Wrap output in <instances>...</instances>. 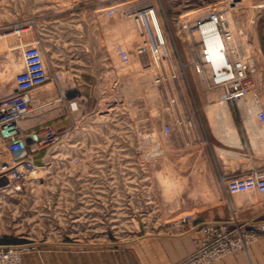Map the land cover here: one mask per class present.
<instances>
[{
	"label": "rangeland",
	"instance_id": "obj_1",
	"mask_svg": "<svg viewBox=\"0 0 264 264\" xmlns=\"http://www.w3.org/2000/svg\"><path fill=\"white\" fill-rule=\"evenodd\" d=\"M238 1L240 0H0V69H3L4 64L6 66L7 61L22 60L24 45L40 39V47L51 74L49 81L38 86L40 89L48 84L57 87L62 78L57 77L56 73L61 74L62 70L76 72L93 67H112L116 72L109 73L111 82L114 78L118 82L119 77L127 74L130 76L127 69H118L109 54L99 61L98 58L71 52L72 49L85 48L84 41L93 32V27L89 25L93 17L101 19V46L107 51L105 38L108 41L111 30L105 22L113 21L117 15L128 16L142 7L155 5L163 21L170 50L169 59L164 64L163 58L159 60L151 52L143 56H138L137 53L132 55L144 43L140 39H131L130 44L116 41V52H119V45L129 49L130 60L132 64L135 60L138 61L137 68L142 71V75L137 73V80L135 76L128 90L114 87L115 81L110 82L111 86L109 84L102 93L100 104L93 106L90 111L85 112L77 105V117L79 120L83 119L84 123L79 121L77 132L73 131L75 134L62 137L49 151H42L38 164L46 167L38 181L30 179L19 191L2 188L3 184L0 183V242L52 237H74L92 242L103 241L105 237L137 239L142 235L176 230L178 225L189 220L190 217L184 215L193 214L205 204L190 200V186L182 188L177 196L168 195L164 191V176L173 181L179 180L180 176L173 169L174 155L167 153L163 156L159 145L163 143L164 136L171 134L163 132L164 123L173 122L181 102L194 103L195 99L202 97L212 99V89L225 92L223 87H213L209 81H204V75L197 72V43L193 40L191 27L184 22L207 15L212 9L225 8L228 3L237 5ZM250 1L253 5L264 3V0ZM95 9L96 15L93 11ZM111 10L113 13L110 14ZM238 13L240 15L236 17L240 23L237 26L243 33V40L247 44H253L257 39L262 49L263 56L255 49H250L246 56L251 59L253 66V84L249 91L264 103V6H254L251 13H246L243 9ZM103 15L106 20L102 19ZM26 27L29 28L24 30ZM79 35H82L80 43ZM10 48H13L12 56L6 53ZM150 61L155 64L153 72L148 68ZM21 64L13 73L14 83L16 72L24 65L23 62ZM161 74L165 78L158 81ZM69 75L76 76L74 73ZM10 81L11 79L6 80V89L11 91ZM3 82L0 83L1 88L5 89L2 87ZM57 98L61 101L62 97L57 94ZM47 107L51 105L43 103L37 113L43 112ZM63 109L61 104L58 114ZM30 123L25 125L31 126ZM153 131L156 132L155 140L154 135H150ZM166 143L174 144L169 139ZM106 179L120 182L119 185L111 186L93 185V180ZM125 182L128 186L124 185ZM100 188L117 197L130 198L134 214L101 219L85 218L83 196L100 194ZM260 195L263 197L264 193L261 192ZM178 197L180 201L177 200ZM177 201L180 202L179 205ZM235 216L232 215L229 220H233ZM237 219V223L229 224L231 228L244 222ZM202 224L199 225L200 230ZM99 226V231L92 230ZM256 232L252 227H245L242 232L244 244L239 249L255 241L259 235ZM203 238L201 231L198 242ZM192 253L174 264H191Z\"/></svg>",
	"mask_w": 264,
	"mask_h": 264
},
{
	"label": "crops",
	"instance_id": "obj_2",
	"mask_svg": "<svg viewBox=\"0 0 264 264\" xmlns=\"http://www.w3.org/2000/svg\"><path fill=\"white\" fill-rule=\"evenodd\" d=\"M93 11L96 15V9ZM90 21L89 25L93 27V32L87 35V40H83L86 43L85 48L72 49L71 52L98 58L101 61V58L108 54L111 56L108 45L112 42L117 43V40L115 35L110 34L108 41L105 38L107 51L102 49L101 19L93 17ZM78 41L79 43L82 41V35H79ZM115 70L112 67L110 69L93 67L76 72L62 70L60 77L62 82L58 83L57 87L48 84V87H44L46 90L44 93L39 87L34 88L33 93L35 92L37 101H45L44 105L51 107L31 116L30 125L36 124L35 122L54 124L65 136L75 134L73 131L79 127L77 123L84 121L77 117L79 110L76 108L77 105L85 112L99 105L102 93L111 82L109 73L116 72ZM70 73L76 76L71 77ZM127 75L119 77L118 82L114 78V87L122 90L131 88L133 79ZM10 85L11 91L2 89L0 84V99L15 90L12 77ZM57 94L61 95V101ZM38 95L42 96L37 97ZM227 101L230 119L221 116L212 121L208 111L209 105L215 104L218 100L202 97L199 100L195 99L194 103L181 102L173 122H166L171 124L173 129L171 134L164 136V141L161 142L163 145L161 143L159 145L163 149V156L167 153L174 155L173 169L180 177L186 178V184L191 187L193 193L190 192V200L205 203L193 214L184 215L190 217L186 223H181L176 230L170 232L142 235L137 239L105 237L103 241L93 242L74 237L33 239L31 241L35 246L22 255L23 264H174L198 248L200 224L213 220L228 221L232 215L244 221L242 224L245 227H253L259 235L255 241L245 244L241 249L225 254L208 264H264V196L255 190L256 199L244 198L240 196L241 193L231 194L225 188V182L230 177L244 174L254 168H264V121L258 115L264 103L259 99L251 103L249 102L251 100L247 102L240 99ZM61 104L64 109L58 114ZM221 114L226 115L222 111ZM166 138L174 144L167 146ZM166 147L168 148L165 149ZM9 156L6 143L0 141V163ZM92 182L93 185L111 186L119 185L120 181L106 179ZM124 185L128 186L126 182ZM199 186L209 188L212 194L209 191L207 193L193 191ZM100 189L102 192L100 194L92 197L83 196L85 218L101 219L134 214L130 198L117 197L110 191ZM198 193L201 195L197 196ZM100 227H94L92 230L97 232Z\"/></svg>",
	"mask_w": 264,
	"mask_h": 264
},
{
	"label": "built area",
	"instance_id": "obj_3",
	"mask_svg": "<svg viewBox=\"0 0 264 264\" xmlns=\"http://www.w3.org/2000/svg\"><path fill=\"white\" fill-rule=\"evenodd\" d=\"M224 11L225 8L212 9L206 18L197 17L184 24L189 25L193 32V28L198 29L201 34L195 41L198 51L195 61L197 72L203 73L210 69L211 75L205 74L203 80L223 87L227 99L234 100L249 92L253 84V66L243 56H236L239 53L234 48L229 50L233 33L228 27ZM156 12L157 9L152 4L140 8L137 12V16L141 17L145 37L144 43L136 48V53L143 56L151 52L157 59L162 60L165 57L162 51L165 45V28L159 23ZM205 19L214 23L204 27L207 24ZM119 53L123 61L130 60L129 49L119 45ZM22 56L24 66L15 75V91L0 99V138L4 140L10 153V156L0 163V183L3 184L2 188L10 191L22 190L40 167L38 161L42 151H49L65 136L54 124L36 123L27 127L21 124L24 117L36 115L38 108L43 106L44 101L42 104L37 101L32 93L33 89L51 78L40 47V39L27 42ZM56 76L60 77L61 74L56 73ZM164 78V74H161L158 81ZM258 115L264 121V107L259 109ZM172 129V125L166 123L163 132L169 134ZM225 188L231 194L247 190L264 192V168H254L244 174L230 177L225 182ZM237 222L236 216L229 221L204 222L201 225L204 238L190 255L191 264L210 263L239 249L244 244L242 232L245 226L238 224L231 228L229 225ZM1 236L0 233V238ZM34 246L32 241L0 242V264H23L22 255Z\"/></svg>",
	"mask_w": 264,
	"mask_h": 264
},
{
	"label": "bare ground",
	"instance_id": "obj_4",
	"mask_svg": "<svg viewBox=\"0 0 264 264\" xmlns=\"http://www.w3.org/2000/svg\"><path fill=\"white\" fill-rule=\"evenodd\" d=\"M155 6V5H154ZM254 6H257V7H262V6H264V3H262V4H257V5H253L252 3H251V1L250 0H240V1H238V3H237V5H233V4H229L228 3V6H226L225 7V13H224V16H225V19L227 20V24H228V27L231 29V31H232V33H233V39L230 41V43H229V50L231 49H235L239 54H236V56H243L244 58H246V60H248V61H250V64L252 63L251 62V59H248V57L246 56V53H248L249 52V50L251 49H255L256 51H257V53L258 54H260V55H262L263 56V53H262V49H261V47H260V44H259V41L256 39V41H255V43H253V44H247L246 42H245V40H243V36H242V34H241V30L239 31V28H238V26L237 25H239V23H240V21L238 20V17H236V15H240V13H238L239 11H240V9H243L244 10V12H246V13H251L252 11H253V8H254ZM156 7V6H155ZM119 9V8H118ZM156 9H157V7H156ZM120 10V9H119ZM136 12H138V11H136ZM133 13V14H128V16H116L115 17V19L113 20V21H107V22H105V25L107 26V28L108 29H110L111 30V34H113V35H115V37H116V40L119 42L120 41V43L122 42V43H129L130 44V41H131V39H132V41H133V39L134 38H137V39H140L139 41H142L143 42V40H144V37H145V35H144V33H143V30H142V26H141V17L140 16H137V13ZM157 18H158V21H159V23L161 24V26L162 27H164L163 26V21H162V19H161V17H160V14H159V12H158V9H157ZM101 14V13H100ZM99 14V15H100ZM204 16H202V18H206L208 15H206V14H203ZM256 15V14H255ZM131 17H133V18H131ZM252 17H254V15L252 16ZM102 19L103 20H106V17H104V15L102 16ZM253 19V18H252ZM205 20H207V24L204 26V27H207V26H210V25H212V23H214V22H211V21H209L210 19H205ZM194 29V32L192 31L191 33H192V35H194V36H196V37H194L193 36V40L194 41H197V39L199 38V36H201V34H199L200 32L199 31H197L198 29H195V28H193ZM190 31H191V29H190ZM164 41H165V45L163 46V52L165 53V57L163 58V61H164V64L166 63V59L168 60L169 59V56H170V50H169V39H168V36H167V34H166V32L164 33ZM241 42H244L242 45H241ZM115 44L116 43H110L109 45H108V51H109V53L111 54V56L113 57V61H114V63L117 65V67H118V69L120 70V71H124V70H126V72L127 71H129V74H130V76H131V78L133 79V80H135V78H136V80H137V73L139 72V73H141V75H142V71H139L138 70V68H137V66L139 65V64H136V61L137 60H135V62H133V64H132V60H128V61H123L122 60V58H121V56H119V52H116V50L114 49L115 48ZM23 46V45H22ZM230 50V51H231ZM6 53H8L9 55H13V48H10L9 50H8V52H6ZM135 53L136 52H134V53H132V55L134 54V56H135ZM131 54V53H130ZM230 54L232 55V53L230 52ZM138 55V54H137ZM196 55V54H195ZM119 56V57H118ZM139 56V55H138ZM138 56H136V57H138ZM13 58H15V57H13ZM23 58V57H22ZM131 58V57H130ZM232 58H234V56L232 55ZM11 59H12V57H11ZM135 58H133V60H134ZM44 60H45V58H44ZM131 61V62H130ZM170 61V60H169ZM195 61H197V58H196V60ZM8 63L6 64V66L3 68V69H0V81L1 82H3V84H2V87H4L5 89H6V80L7 79H11V77H13V73L15 72V71H17L16 69H18V67L20 66V64H21V62H23V64H24V59H22L21 61L20 60H11V61H7ZM138 62V61H137ZM46 63V62H45ZM169 63V62H168ZM131 64V65H130ZM148 64V63H147ZM22 65V64H21ZM154 62L153 61H150V64H149V66H148V68H149V70L151 71V72H153V70H154ZM24 66V65H23ZM135 67L137 68V70H135ZM23 68V67H22ZM140 68V67H139ZM138 73V74H139ZM201 73V72H200ZM202 75H204V77H205V74H207V75H211V70L210 69H207V72H203V73H201ZM140 75V74H139ZM144 75V74H143ZM136 76V77H135ZM135 77V78H134ZM203 77V76H202ZM171 80V79H170ZM172 81V80H171ZM0 82V83H1ZM15 85H16V83H15ZM48 87V86H47ZM213 87H215V86H213ZM7 89H9V88H7ZM34 90V89H33ZM41 92H45L46 90H45V88H42L41 90H40ZM210 91H211V89H210ZM209 91V92H210ZM32 93H33V91H32ZM11 95V94H10ZM33 95H34V93H33ZM210 96L211 97H213V98H215V99H217L218 100V102H216L215 104H213V105H209V114L212 116V121H215V120H217V119H219V118H221V116H223V117H225V118H229L230 119V117H231V114H230V110H229V107H228V105H229V103H228V101H227V94L224 92V91H222V92H217V91H215V90H213L212 89V91L210 92ZM7 97V96H6ZM34 97H35V95H34ZM256 98H255V96H254V93L253 92H248L246 95H244L242 98H240V101L242 100H247V102L249 101V100H251V101H249L250 103L253 101V100H255ZM258 100V99H257ZM244 102H246V101H244ZM244 102H242V103H244ZM249 103V104H250ZM132 104V103H131ZM243 105H245V104H243ZM247 105V104H246ZM250 106L251 105H249V108H250ZM133 107V106H132ZM155 109V108H154ZM207 109H208V107H207ZM246 109V108H245ZM247 110V109H246ZM245 110V111H246ZM221 111L223 112V113H225L226 115H223V114H221ZM31 116H33V115H31ZM31 116H28V117H24L22 120H21V124L23 125V127L25 126V127H27V125H25V124H29L30 122H31ZM150 135H156V132H152V133H150ZM166 140H168V139H166ZM165 140V141H166ZM0 141H3L4 142V140L3 139H1L0 138ZM64 143V142H63ZM62 143V144H63ZM64 144H66V143H64ZM63 144V145H64ZM170 144V143H169ZM67 145V144H66ZM157 145V144H156ZM164 145H166V143L164 144ZM60 146H62V145H60ZM145 146V145H144ZM167 146H168V144H167ZM154 147V146H153ZM158 147V146H157ZM160 147V146H159ZM64 148H66V147H64ZM155 148H156V146H155ZM168 147H166L165 149H167ZM154 149V148H153ZM152 149V150H153ZM151 150V149H150ZM157 151H159V150H157ZM154 152H155V154L157 153L155 150H154ZM163 152V149L161 148V153ZM166 152V151H165ZM158 154V153H157ZM6 155V154H5ZM59 155V154H58ZM147 155V154H146ZM152 155V154H151ZM46 166H40L38 169H37V171L36 172H34V174L32 175V181H38V179H39V177L41 176V175H43V173H44V168H45ZM162 176H164V175H162ZM163 179H165L164 180V187H165V189H164V191L168 194H174V195H176L177 196V192H179V191H181L182 190V188H184V187H186V186H188L186 183H187V180H186V178H184V179H181V177H180V179L179 180H177V181H173V180H169V177L168 176H164V178ZM32 183H34V182H32ZM195 190V192L197 191V190H199L201 193H207V191H209V193L210 194H212V192H211V190H209V188H207V187H205V186H199V187H196L195 189H193V191ZM255 190H247V191H243V192H240L241 194H240V196H242V197H244V198H250V199H253L255 196V192H254ZM191 193H193V192H191ZM191 193H189V194H191ZM217 193V192H216ZM259 193V192H258ZM168 194V195H169ZM200 193H198L197 194V196L199 195ZM201 195V194H200ZM199 195V196H200ZM204 195H206V194H204ZM209 196V195H208ZM262 196V195H261ZM168 197V196H167ZM192 197H193V195H192ZM214 197V196H213ZM169 198H171V197H169ZM202 198H203V196H202ZM205 198H207V197H205ZM215 198V197H214ZM213 198V199H214ZM244 198H243V200H244ZM208 199V198H207ZM255 199H256V197H255ZM169 200V199H168ZM172 200V199H171ZM177 200L178 201H180L181 199L178 197L177 198ZM246 200V199H245ZM170 201V200H169ZM178 201L176 202V203H178ZM180 204V202L178 203V205ZM177 206V205H176Z\"/></svg>",
	"mask_w": 264,
	"mask_h": 264
}]
</instances>
